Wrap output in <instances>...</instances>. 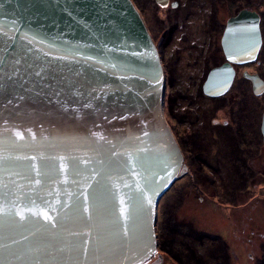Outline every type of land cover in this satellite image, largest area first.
Instances as JSON below:
<instances>
[{
	"label": "water",
	"instance_id": "95a60500",
	"mask_svg": "<svg viewBox=\"0 0 264 264\" xmlns=\"http://www.w3.org/2000/svg\"><path fill=\"white\" fill-rule=\"evenodd\" d=\"M258 22L229 19L206 95L228 90L229 62L255 60ZM165 83L132 0H0V264L154 256L159 201L185 168Z\"/></svg>",
	"mask_w": 264,
	"mask_h": 264
},
{
	"label": "rangeland",
	"instance_id": "374dc122",
	"mask_svg": "<svg viewBox=\"0 0 264 264\" xmlns=\"http://www.w3.org/2000/svg\"><path fill=\"white\" fill-rule=\"evenodd\" d=\"M135 1L145 16V19H143L146 21V26H149L151 30L148 29L158 48L165 69L164 114L168 123L173 127L174 132L179 135L180 132L188 134L191 130H200L199 123L194 115L195 105L198 107L196 104L198 96L194 97L193 94L195 89L198 90L202 85L204 74H200L199 64L194 63L192 60L195 54L192 56L191 53L189 57L186 54L183 61H181L177 56V52L182 53L181 48L197 47L198 50L200 47H207L206 42L210 39L206 34L207 30L201 27L202 25L197 26L191 16L186 20L185 11H179L175 7L164 8L158 6L154 3V0ZM207 1L211 0H200L202 5H206ZM183 2H186V0H183ZM231 4V11H237L240 6H246L257 10L262 17L263 42L256 60L259 64H256V62L250 63L245 73L248 74L249 81L252 82L251 77L256 75L254 70H257L264 81V0H231ZM226 12L227 10H224V17ZM178 16L179 18H177ZM194 17L197 18L196 15ZM185 25L190 26L188 34L187 31L185 32ZM214 43L213 41L212 44L214 45ZM201 52H198V56H195L197 60L202 59ZM241 73L239 72V74ZM241 81L242 77L238 75L233 89L227 95L235 103L231 107L223 108L226 99L205 102L200 137L205 139L206 142L202 146H198V151H201L204 156L215 151V155L211 156L217 160L226 156L228 158L226 152L229 151L230 143L227 137L230 141L233 137L225 128H212L209 119L214 116V111L215 113L218 111L214 118H217L221 126L225 125L224 127L236 129L233 113H239L237 108L244 107L245 109V104L247 108H253L254 111L250 112L248 110L250 119L246 121L247 126H244L246 131L252 132L253 138L252 140L248 139L245 143V149L251 152L258 150V155L255 156L254 153H251V156H243V160L247 163L245 169L242 170L245 172L246 177L244 182L240 184L238 179L228 176L215 179L213 175L214 177L210 180H204L203 178L192 180L184 177L182 182L178 185L175 184L167 194L170 200L165 198L164 201L167 200L166 202L169 205H176L181 201L182 204L188 202L190 208L199 207L202 209V207H205L206 210H214L213 224L215 225V232L230 229L229 247L232 253L235 252L237 256L232 255L231 264H264V145L261 147L254 145L255 143L253 144L255 134L252 131L253 128L256 130V125L260 124L261 112L264 109V90L259 94L253 91L252 95L248 89L246 93L243 91L244 94L242 95L237 90ZM197 83L199 86H197ZM220 108L223 109L220 110ZM213 121L216 122V119ZM193 125L194 127H192ZM174 135L176 136V134ZM212 135H214V139L211 138ZM207 140H210V142H207ZM250 145H252L251 148H249ZM215 159L210 158V162H216ZM162 204L163 200L159 202L158 209H161ZM208 207H211V209ZM210 212L212 213V211ZM240 224L242 225L238 226ZM166 246L169 245L164 243L163 247ZM172 249L169 250L171 254Z\"/></svg>",
	"mask_w": 264,
	"mask_h": 264
},
{
	"label": "flooded vegetation",
	"instance_id": "af4514ba",
	"mask_svg": "<svg viewBox=\"0 0 264 264\" xmlns=\"http://www.w3.org/2000/svg\"><path fill=\"white\" fill-rule=\"evenodd\" d=\"M132 2L135 4V6L145 19V16L143 15L142 10L140 11V9L138 8L139 5L136 4V1L132 0ZM154 3L157 4L156 0H154ZM157 5L161 6L159 4ZM231 5V0H211L207 1L206 5H202L200 0H186V2H183V0H168V3L166 5L161 6L164 8L175 7L179 11H185L186 13L184 14L185 16H187L185 17L186 20H188V17L190 16L193 17L197 26L202 25L201 27L207 30L206 34H208V37H210V39L206 42L207 47H198V50L196 49L197 47H187L181 48L182 53L179 54L177 52L178 58L183 61L184 55L188 54L187 57H189V54L192 53V56L194 54L195 56H198V52L202 51L200 53L202 57L201 60H197L195 56L192 59L194 63L199 64L200 74H204L203 79L201 78L203 81L202 85L198 90L195 89V92L193 94L194 97L198 96V101L196 103L198 107H196L195 105L194 115L197 118L200 130H191L188 134L180 132L179 135L175 133L173 127H171L173 133L176 134L175 137L183 155V162L185 165L184 173L172 184V186L165 192V194L159 201L161 202L163 200L161 209L157 208V218L155 224L157 250L154 256H152L143 264H231L232 255L234 254V256L237 257L235 255V252L232 253V250H230L229 247L230 229H222L218 232H215V225L213 224V217L215 216L213 214L214 210H206L205 207H202V209H200L199 207L190 208L188 206V202L182 204L181 201V203L176 205H169L168 202H166L167 200H170V197L167 194L170 192V190H172L175 184H180L184 177L192 180H200L202 178L204 180H210L214 176L215 179L217 177L228 176L230 178L234 177L238 179L240 181V184H242V182H244L246 178L244 175L245 172L242 170L245 169L244 167L247 164L246 161L243 160V156H251V153H254L255 156L258 155V150H255V152H251L245 149V143H247L248 139L252 140L253 135L252 132L249 133L248 131H246V127L244 126H247L246 121L250 119V116L248 115L249 111H254L253 108L246 107V102L244 103L245 109L244 107H238L237 109L239 110V113H233V118L235 121L234 125L236 126V129H233V127H224L225 125L221 126L217 118H214L216 117L218 111L216 113L214 111V116L210 117L212 119H209L212 124L210 125L212 128H225L233 137L232 141H230V139L226 135L230 143L229 151L226 152L229 157L227 158L226 156L220 160H217L211 156L215 155V151H212L211 154L205 156L201 151H198V146H202V144L206 142L205 139H202L200 137L202 131V116L205 102L211 100L216 101L220 99H226L225 105H221L223 106V108H228L234 105L235 103H233V100H230L227 95L231 92V89H233V85L238 75L242 77V81L239 82L237 87L238 92L243 95L244 92L246 93L249 89L250 93L253 95L254 91L252 82L249 81L250 78H248V74L245 72L250 66V63L256 62L262 47H259L255 60L251 62H229L234 69V76L231 85L225 93L218 96H209L206 95L203 91V84L206 81L209 72L212 69L228 62L224 47L222 45V38L230 18L238 15L239 12L243 9L256 12L259 16L258 27L263 42L262 17L258 13V11L246 6H240L237 11H231ZM224 10H227L225 17L223 16ZM195 15L197 18L194 17ZM177 18H179V16ZM171 22H173V20H171ZM147 27L150 30L149 26ZM184 27L185 32L187 31L188 34V32L190 31V26L185 25ZM213 41L215 42L214 45L212 44ZM192 42L194 41L192 40ZM256 64H259V62H256ZM254 71L257 77H259V79L263 81L260 73L257 70ZM239 72L242 73L239 74ZM198 80H200V78H198ZM197 86H199L198 83ZM223 108H220V110ZM263 110L261 112L260 124L256 125V130H254V128L252 129L253 133L255 134L253 144L255 143L254 145L261 147H263L264 145L263 135L261 131ZM214 119H216V122L213 121ZM194 125L192 127H194ZM211 138L214 139V135H212ZM207 142H210V140H207ZM251 146L252 145H250L249 148H251ZM210 158L217 161L210 162ZM202 159L205 160L201 161ZM165 198H167V200L164 201ZM209 209H211V207ZM210 211H212V213ZM241 225L242 224L238 226ZM164 243H167L169 246L163 247ZM170 246L174 249H172ZM170 249H172V254L169 251Z\"/></svg>",
	"mask_w": 264,
	"mask_h": 264
},
{
	"label": "bare ground",
	"instance_id": "6f19581e",
	"mask_svg": "<svg viewBox=\"0 0 264 264\" xmlns=\"http://www.w3.org/2000/svg\"><path fill=\"white\" fill-rule=\"evenodd\" d=\"M164 102H165V98H164ZM157 217V216H156Z\"/></svg>",
	"mask_w": 264,
	"mask_h": 264
}]
</instances>
